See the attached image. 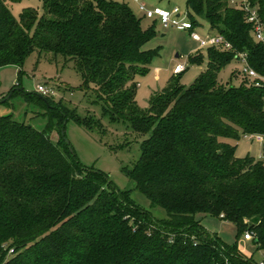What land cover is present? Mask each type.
I'll return each instance as SVG.
<instances>
[{"label":"trees","instance_id":"trees-1","mask_svg":"<svg viewBox=\"0 0 264 264\" xmlns=\"http://www.w3.org/2000/svg\"><path fill=\"white\" fill-rule=\"evenodd\" d=\"M20 1L0 0V67L14 65L22 74L34 51L72 62L84 85H94L103 112L145 137L139 159L124 171L165 215L84 165L64 139L70 119L88 130L101 127L98 119L42 94L47 104L38 91L15 89L17 83L11 97H22L25 120L0 115V264H264L201 224L206 216L233 222L238 235L251 231L264 250V161L238 156L232 142L240 132L264 135V86L220 78L237 52H247L264 74V46L239 0H187L193 28L203 18L233 47H203L208 58L195 81L186 86L172 76L151 92L147 108L137 101V78L151 70L153 54L144 45L154 25L145 29L115 0H43L42 15L28 7L17 18L9 4ZM250 3L264 22V0ZM190 60L202 63L201 51ZM36 118L46 120L42 128L31 122Z\"/></svg>","mask_w":264,"mask_h":264},{"label":"rangeland","instance_id":"rangeland-1","mask_svg":"<svg viewBox=\"0 0 264 264\" xmlns=\"http://www.w3.org/2000/svg\"><path fill=\"white\" fill-rule=\"evenodd\" d=\"M127 4L137 17L142 19V25L148 29L154 25L155 34L145 43L144 49L153 54L151 70L145 76L137 78L139 82L137 101L142 108L149 105L151 89H162L174 75L180 77L183 85H191L201 74L206 66L208 48H201L200 44L193 40L191 32L173 25H164L157 19L146 18L139 10V5L133 0H115ZM149 7H162L170 11L179 9L181 17L190 21L187 14V0H140ZM9 7L13 15L19 18L25 8L31 7L37 10L39 15L44 12L43 0H22L10 3ZM176 15V14H175ZM156 20V23L154 22ZM194 30L201 37L213 33L209 23L198 18ZM198 50L203 56L202 63L193 64L191 55ZM181 63L188 66L181 74L174 72L175 66ZM243 63L233 59L220 72V78L224 83L239 85L245 77L241 74ZM20 83L27 92L37 91L38 84H46L54 90L56 100L64 102L83 116L92 115L101 123L100 128L88 130L70 119L65 128V135L70 142L79 160L86 166L95 167L104 171L109 181L114 186L125 190L132 189V198L145 209H150L158 217L165 215V210L150 207V200L136 188L135 181L127 175L124 167L132 168L141 155L140 143L145 137H140L131 132L123 120H112L105 114L101 103H95L96 91L94 85H84L81 74L74 64L64 60L62 56L55 57L51 53H43L39 56L34 51L23 66V73L19 74V68L14 65L0 67V100L7 97L12 87ZM14 112L19 120H25L26 105L20 95L10 97L6 102L0 103V115ZM34 114L29 110V116ZM37 128H42L46 120L36 118L31 121ZM232 141L237 146V154L246 156L251 154L264 161V145L253 142L244 137ZM59 137L58 131L52 133L53 140ZM110 187V184L107 183ZM202 226L210 233L218 235L229 245H237V248L246 256L252 257L256 262L264 260V250L257 247L252 240L244 238V232L238 235L237 227L233 222L223 220L216 216H206L201 219Z\"/></svg>","mask_w":264,"mask_h":264},{"label":"built area","instance_id":"built-area-1","mask_svg":"<svg viewBox=\"0 0 264 264\" xmlns=\"http://www.w3.org/2000/svg\"><path fill=\"white\" fill-rule=\"evenodd\" d=\"M133 1L138 3L139 10L146 18H158L164 25H173L184 30H189L191 32V37L193 38V40L197 41L200 44L201 48L209 46H220L224 49H232L233 47L232 43L227 40L224 35L219 33H209L205 37H201L195 32L191 21H188L185 18L181 17L178 8H175L174 11H170L159 6L149 7L140 0ZM237 5L240 7V9L245 11L246 21L251 24L254 40L264 46V22L259 15L257 7L252 6L250 0H239ZM235 59H238L243 63L242 74L249 80L251 85L257 87L264 86V74H260L255 68L250 65L247 52H237L235 55ZM187 68L188 66L178 63L174 68V72L176 74H179L185 71ZM37 91L43 95H52L55 97L54 90L51 87H48V85L46 84H38ZM245 137L255 139L264 143V135L260 133L246 134ZM221 217H223V214H221ZM253 237V233L249 230L244 234V238L246 240H251L253 239Z\"/></svg>","mask_w":264,"mask_h":264},{"label":"water","instance_id":"water-1","mask_svg":"<svg viewBox=\"0 0 264 264\" xmlns=\"http://www.w3.org/2000/svg\"><path fill=\"white\" fill-rule=\"evenodd\" d=\"M15 89L20 90V91H24V88H23L22 86H17V87H15ZM15 89L11 90L10 93H9V95H8L7 97H5L4 99L0 100V103H4V102H6V101H7V100L13 95ZM37 94H38V96H39L40 98H42L47 104H49V102H48V100H47V98H46L45 96H43V95H42L41 93H39V92H37ZM65 125H66V123L64 124V126H63L61 132H62V135H63L64 139H65L67 142H69L68 139L66 138V135H65ZM258 221H259V217H254L253 219H251V222H252V223H258Z\"/></svg>","mask_w":264,"mask_h":264},{"label":"crops","instance_id":"crops-1","mask_svg":"<svg viewBox=\"0 0 264 264\" xmlns=\"http://www.w3.org/2000/svg\"><path fill=\"white\" fill-rule=\"evenodd\" d=\"M157 89H151L150 90V94H151V92L152 91H156ZM245 137V136H244ZM246 138V137H245ZM247 139H249V140H251V141H253V142H257V143H259V144H261V145H264V143L263 142H260V141H257V140H255V139H250V138H247ZM238 156H240V155H238ZM264 157V156H263ZM256 158V157H255ZM257 159V158H256ZM264 159V158H263Z\"/></svg>","mask_w":264,"mask_h":264}]
</instances>
